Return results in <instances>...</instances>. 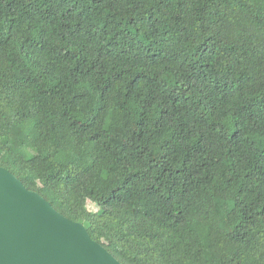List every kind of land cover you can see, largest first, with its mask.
<instances>
[{
  "label": "trees",
  "instance_id": "obj_1",
  "mask_svg": "<svg viewBox=\"0 0 264 264\" xmlns=\"http://www.w3.org/2000/svg\"><path fill=\"white\" fill-rule=\"evenodd\" d=\"M0 165L123 264H264V0H0Z\"/></svg>",
  "mask_w": 264,
  "mask_h": 264
},
{
  "label": "water",
  "instance_id": "obj_2",
  "mask_svg": "<svg viewBox=\"0 0 264 264\" xmlns=\"http://www.w3.org/2000/svg\"><path fill=\"white\" fill-rule=\"evenodd\" d=\"M0 264H123L0 165Z\"/></svg>",
  "mask_w": 264,
  "mask_h": 264
},
{
  "label": "rangeland",
  "instance_id": "obj_3",
  "mask_svg": "<svg viewBox=\"0 0 264 264\" xmlns=\"http://www.w3.org/2000/svg\"><path fill=\"white\" fill-rule=\"evenodd\" d=\"M89 208L92 209V210H96L97 209L96 205L94 203H92V202H90Z\"/></svg>",
  "mask_w": 264,
  "mask_h": 264
}]
</instances>
